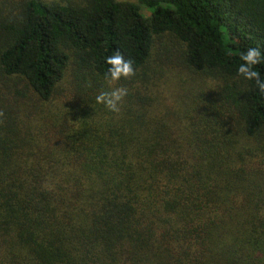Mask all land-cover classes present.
I'll list each match as a JSON object with an SVG mask.
<instances>
[{"label": "trees", "instance_id": "1", "mask_svg": "<svg viewBox=\"0 0 264 264\" xmlns=\"http://www.w3.org/2000/svg\"><path fill=\"white\" fill-rule=\"evenodd\" d=\"M250 47L264 0H0V264H264ZM116 50L119 113L95 99ZM163 67L200 85L181 110Z\"/></svg>", "mask_w": 264, "mask_h": 264}, {"label": "clouds", "instance_id": "2", "mask_svg": "<svg viewBox=\"0 0 264 264\" xmlns=\"http://www.w3.org/2000/svg\"><path fill=\"white\" fill-rule=\"evenodd\" d=\"M242 61L237 68V75L247 81H254L255 87L260 93H264V79L257 66L264 63V54L257 47H250L239 54ZM106 64L109 66L104 73V79L107 81L111 90H102L96 96V102L103 104L109 111L119 113L121 105L128 95V89L125 87H112L115 82L122 78L130 79L136 74L134 62L132 59H125L124 54L116 50L112 55L106 57ZM0 111V116H3Z\"/></svg>", "mask_w": 264, "mask_h": 264}, {"label": "rangeland", "instance_id": "3", "mask_svg": "<svg viewBox=\"0 0 264 264\" xmlns=\"http://www.w3.org/2000/svg\"><path fill=\"white\" fill-rule=\"evenodd\" d=\"M119 1L136 2V0ZM141 12L144 16H148L150 10L148 8L142 7ZM152 81L155 83L152 85V88H156L158 94V105L163 106L164 104H174L177 105L180 110L183 106V103L189 99L188 96H191V94L200 86L197 83L195 77L192 76L191 72H188L187 70H180L179 72L166 67H163L162 75L157 73L152 78ZM182 101L183 103L181 105ZM166 118L167 120L172 119V117L168 116L167 114Z\"/></svg>", "mask_w": 264, "mask_h": 264}]
</instances>
